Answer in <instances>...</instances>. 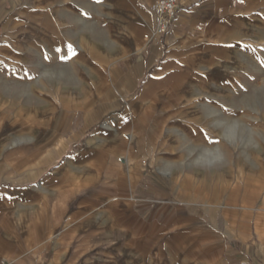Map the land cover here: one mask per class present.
Returning a JSON list of instances; mask_svg holds the SVG:
<instances>
[{"label":"crops","instance_id":"1","mask_svg":"<svg viewBox=\"0 0 264 264\" xmlns=\"http://www.w3.org/2000/svg\"><path fill=\"white\" fill-rule=\"evenodd\" d=\"M154 1L0 0V264H264L259 172L191 158L197 109L264 72V0H179L160 40ZM180 89L189 127L149 115Z\"/></svg>","mask_w":264,"mask_h":264},{"label":"rangeland","instance_id":"2","mask_svg":"<svg viewBox=\"0 0 264 264\" xmlns=\"http://www.w3.org/2000/svg\"><path fill=\"white\" fill-rule=\"evenodd\" d=\"M154 33L155 26L149 35L156 39ZM107 35L108 28L101 27L100 40L103 43V47L107 46L103 42ZM148 52L149 48L144 51L145 54ZM139 53L137 52L135 56L138 57ZM128 62L130 61L127 60L124 64ZM106 72L107 70H105ZM146 78L147 74L139 81L138 89ZM100 80L103 82L105 76H100ZM119 81L116 76L115 83L118 84ZM181 87H184V85ZM135 93H121V103H126L133 99ZM169 94L170 103L168 104H170V107L167 113H162V107H155L150 111L149 115L152 117L156 116L155 119L171 120L173 112L178 110L179 114L177 113V116L179 117L180 125L184 128L189 127L190 125L187 122L191 113L188 114L186 112V106L190 91L180 89L178 92H169ZM212 94L215 95L214 93ZM217 94L219 97L216 96V98L212 95L214 101L210 107L197 109V112L200 111V118L204 116L203 119L211 118L212 120L205 126L198 123L192 125L196 128L203 126L206 130L212 132L216 138L212 141V145L218 144L217 147L213 146L209 153L191 157L194 159L196 170L200 172L198 175L203 176V173L206 174L207 171L215 175V173H220L225 169L245 172L254 168L264 181V72L262 71L258 75L244 76L240 80L237 89L230 88L227 91H218ZM123 110L124 108L122 107L115 109L114 112L118 114L123 112ZM225 116L227 117L226 121L223 119ZM230 118L232 119L231 121L229 120ZM234 120L239 122L235 123ZM169 124L164 122L162 126L167 127ZM156 126L160 128L161 125L157 123ZM165 138L170 139V134L165 135ZM78 144L81 145L82 142ZM208 165H210V168ZM259 192L261 197H264V186H260Z\"/></svg>","mask_w":264,"mask_h":264},{"label":"built area","instance_id":"3","mask_svg":"<svg viewBox=\"0 0 264 264\" xmlns=\"http://www.w3.org/2000/svg\"><path fill=\"white\" fill-rule=\"evenodd\" d=\"M179 10V0H156L149 6L154 19L156 40H160Z\"/></svg>","mask_w":264,"mask_h":264},{"label":"snow or ice","instance_id":"4","mask_svg":"<svg viewBox=\"0 0 264 264\" xmlns=\"http://www.w3.org/2000/svg\"><path fill=\"white\" fill-rule=\"evenodd\" d=\"M97 2H100V0H97Z\"/></svg>","mask_w":264,"mask_h":264}]
</instances>
